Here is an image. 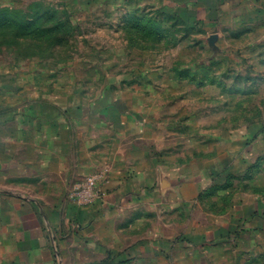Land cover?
<instances>
[{"label":"crops","instance_id":"1","mask_svg":"<svg viewBox=\"0 0 264 264\" xmlns=\"http://www.w3.org/2000/svg\"><path fill=\"white\" fill-rule=\"evenodd\" d=\"M30 28L34 27H23ZM263 29L264 0H196V48L207 49L212 56L223 53L242 61L250 51L264 47V41L250 37ZM238 38L240 45L235 46ZM188 74L140 76L145 90L128 91L113 84H119L114 79L101 90L40 87L35 96L27 97L17 85L8 97L7 86L0 79V264H59V259L66 264L68 243L85 241L84 235L99 215L113 203L131 201V197H123L138 195L142 189L151 194L171 190L178 195L177 209L196 201L213 216L227 209L226 187L244 186L246 193L257 198L264 194L263 184L257 183L264 171L258 166L264 150L249 164L242 157L243 147L253 146L259 152V144L264 146L260 136L264 126L257 120H250L244 136L234 139L226 130L227 123L226 131L220 132L215 130L222 129L218 123L223 122L198 124L201 113L196 110L186 118L179 117L181 111L171 120L164 117L163 109L147 111L155 100L160 101L158 107L167 108L160 98L184 102L186 96L196 98L204 92L196 91V85L221 78L229 82L230 78L198 70ZM157 80L160 87L151 89ZM243 83L240 75L235 88L227 84L219 92L225 98L237 93L242 96L246 93ZM181 86L194 87L193 92L179 90ZM220 110L232 115L236 109L229 99L212 111ZM228 125L232 128V123ZM202 129L209 131L201 133ZM172 131L177 138L170 139L176 134ZM183 135L186 140L180 137ZM94 171L103 173L100 190L109 194L107 204L96 199L82 207L68 199ZM216 233L226 235L222 229ZM96 262L101 264L98 260L80 264Z\"/></svg>","mask_w":264,"mask_h":264},{"label":"rangeland","instance_id":"2","mask_svg":"<svg viewBox=\"0 0 264 264\" xmlns=\"http://www.w3.org/2000/svg\"><path fill=\"white\" fill-rule=\"evenodd\" d=\"M28 25L33 30L23 29ZM250 37L264 41V32L256 31ZM240 41L233 43L240 45ZM209 52L196 48V0H0V79L7 86L8 97L13 96L16 85L23 87L27 97L35 96L40 87L101 90L114 79L119 84H113L128 91L145 90L140 76L198 70L229 76V82L221 78L201 83L196 91L204 92L198 97L186 96L184 102L160 98L167 108L158 107L160 101L155 100L147 111L163 109L164 117L171 120L181 111L179 117L186 118L196 110L201 113L198 124L223 122L218 123L222 129L215 131L227 130L234 139L244 136L250 120L264 126V47L250 51L242 61L220 53L213 54L210 62L213 56ZM240 75L245 94L228 98L220 94L219 88L227 84L235 88ZM156 85L150 88L157 90L159 80ZM178 89L193 92L194 87ZM229 99L236 109L232 115L212 111ZM172 135L170 139L178 136ZM260 136L264 139V133ZM180 137L186 140L185 135ZM258 149L242 148L246 164L254 162L264 146L259 144ZM258 166L264 169V157ZM259 182L264 192V171ZM224 191L227 209L220 216L208 214L196 201L177 209L178 195L171 190L151 194L142 189L138 195L128 194L123 198L131 197V201L113 203L98 216L84 235L85 241L68 243L66 264L86 260L101 264H264V228L251 216L264 209V194L257 198L246 193L244 186ZM108 195L104 193L103 203L107 204ZM231 198L236 200L229 203ZM219 229L225 230L224 237L217 235Z\"/></svg>","mask_w":264,"mask_h":264},{"label":"built area","instance_id":"3","mask_svg":"<svg viewBox=\"0 0 264 264\" xmlns=\"http://www.w3.org/2000/svg\"><path fill=\"white\" fill-rule=\"evenodd\" d=\"M102 175L101 172L89 175L76 187L70 197L82 207L91 205L96 199H104V193L99 188ZM59 264H62L61 259H59Z\"/></svg>","mask_w":264,"mask_h":264},{"label":"trees","instance_id":"4","mask_svg":"<svg viewBox=\"0 0 264 264\" xmlns=\"http://www.w3.org/2000/svg\"><path fill=\"white\" fill-rule=\"evenodd\" d=\"M251 216L255 217L260 222V226L264 228V209L260 213L251 214Z\"/></svg>","mask_w":264,"mask_h":264}]
</instances>
